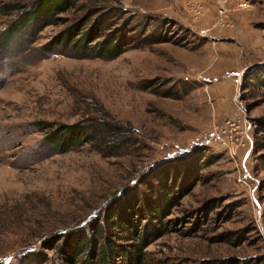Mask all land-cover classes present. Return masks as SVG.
<instances>
[{"label": "rangeland", "instance_id": "obj_1", "mask_svg": "<svg viewBox=\"0 0 264 264\" xmlns=\"http://www.w3.org/2000/svg\"><path fill=\"white\" fill-rule=\"evenodd\" d=\"M239 1L71 0L31 19L36 0H0V264H71L80 227L96 244L75 264H264V51L246 37L264 0ZM99 16L127 41L117 57L59 41ZM70 124L97 134L48 145Z\"/></svg>", "mask_w": 264, "mask_h": 264}, {"label": "trees", "instance_id": "obj_2", "mask_svg": "<svg viewBox=\"0 0 264 264\" xmlns=\"http://www.w3.org/2000/svg\"><path fill=\"white\" fill-rule=\"evenodd\" d=\"M71 0H36L35 12H32L27 18L35 19L37 17H43L50 19L57 15L59 12L65 11L69 8ZM85 20H79L65 30H63L64 38H60L59 41L64 39L73 47H79L91 51H95L98 56L114 58L123 53L127 47V41L125 38L114 34L112 31L107 32L103 37L102 33L108 29L105 20L101 16L95 18L93 22L85 26ZM68 35V36H67ZM10 36V35H9ZM102 37L100 40L99 38ZM6 41V40H5ZM260 82L264 83V75L259 78ZM258 125L260 131L264 132V121L258 119ZM81 125V124H80ZM70 124L62 127H57L49 138L48 145L55 148L65 150L72 145H77L82 142L90 140V135L97 134V126L90 132H83L84 126ZM101 123L98 126L101 128ZM109 130V129H105ZM103 135V134H102ZM91 230L94 232L93 228ZM85 228L80 227L76 230H71L64 238L62 246L67 248L65 250V261L71 264L76 263V257L79 252L87 251L93 252V245L96 244L91 235L86 236ZM97 231V229H96ZM93 240V241H92ZM105 259V258H104ZM78 264H91L87 258L81 260Z\"/></svg>", "mask_w": 264, "mask_h": 264}, {"label": "crops", "instance_id": "obj_3", "mask_svg": "<svg viewBox=\"0 0 264 264\" xmlns=\"http://www.w3.org/2000/svg\"><path fill=\"white\" fill-rule=\"evenodd\" d=\"M246 37H247V43L249 46L254 47L255 45L257 46L260 45V48L262 50V52L264 51V33L261 31H254V30H248V28H246ZM254 33L258 36V40L254 41L252 40V36L254 35Z\"/></svg>", "mask_w": 264, "mask_h": 264}, {"label": "built area", "instance_id": "obj_4", "mask_svg": "<svg viewBox=\"0 0 264 264\" xmlns=\"http://www.w3.org/2000/svg\"><path fill=\"white\" fill-rule=\"evenodd\" d=\"M262 5L264 7V2H263ZM237 6L239 8H241V9H243V10H249V9H251L254 6V3L251 0H242V1H239L238 2V5ZM219 12L220 13L222 12V8H220Z\"/></svg>", "mask_w": 264, "mask_h": 264}, {"label": "water", "instance_id": "obj_5", "mask_svg": "<svg viewBox=\"0 0 264 264\" xmlns=\"http://www.w3.org/2000/svg\"><path fill=\"white\" fill-rule=\"evenodd\" d=\"M258 67H261V65H255V66H252V67H251V70H252V69H255V68H258Z\"/></svg>", "mask_w": 264, "mask_h": 264}, {"label": "bare ground", "instance_id": "obj_6", "mask_svg": "<svg viewBox=\"0 0 264 264\" xmlns=\"http://www.w3.org/2000/svg\"><path fill=\"white\" fill-rule=\"evenodd\" d=\"M224 12H226V10H222V12H221V14H222V17H223V14H224ZM225 16V15H224Z\"/></svg>", "mask_w": 264, "mask_h": 264}]
</instances>
